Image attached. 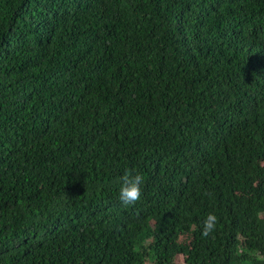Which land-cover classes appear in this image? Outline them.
<instances>
[{
    "label": "trees",
    "instance_id": "trees-1",
    "mask_svg": "<svg viewBox=\"0 0 264 264\" xmlns=\"http://www.w3.org/2000/svg\"><path fill=\"white\" fill-rule=\"evenodd\" d=\"M178 259L264 264V0H0V264Z\"/></svg>",
    "mask_w": 264,
    "mask_h": 264
},
{
    "label": "clouds",
    "instance_id": "clouds-1",
    "mask_svg": "<svg viewBox=\"0 0 264 264\" xmlns=\"http://www.w3.org/2000/svg\"><path fill=\"white\" fill-rule=\"evenodd\" d=\"M119 199L123 205H134L141 197V187L144 183L143 175L139 172L133 174L131 170H125L120 178ZM215 216L209 214L208 218L204 221L203 235L208 233L214 228Z\"/></svg>",
    "mask_w": 264,
    "mask_h": 264
},
{
    "label": "rangeland",
    "instance_id": "rangeland-1",
    "mask_svg": "<svg viewBox=\"0 0 264 264\" xmlns=\"http://www.w3.org/2000/svg\"><path fill=\"white\" fill-rule=\"evenodd\" d=\"M176 264H180V260L179 259L176 261Z\"/></svg>",
    "mask_w": 264,
    "mask_h": 264
}]
</instances>
